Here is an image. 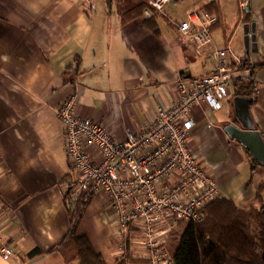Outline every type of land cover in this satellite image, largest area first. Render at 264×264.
Returning a JSON list of instances; mask_svg holds the SVG:
<instances>
[{
    "label": "crops",
    "instance_id": "0c3cea01",
    "mask_svg": "<svg viewBox=\"0 0 264 264\" xmlns=\"http://www.w3.org/2000/svg\"><path fill=\"white\" fill-rule=\"evenodd\" d=\"M163 9L154 12V32L145 13L123 24L120 0H0V240L16 254H0V264H66L58 248L71 231L74 208L67 207L61 181L79 174L69 168L66 130L57 117L61 102L77 94L76 116L125 142L128 131H142L160 106L176 102L182 74L216 70L213 49L200 56L178 34L190 12L218 16L213 46L231 51L228 63L235 57L260 67L250 109L264 133V0H170ZM234 98L232 83L222 109L202 104L192 111L189 145L221 198L245 211L259 209L264 166L224 131L235 120ZM111 204L95 193L78 233L116 264L128 247L116 235ZM35 249L43 255L30 259Z\"/></svg>",
    "mask_w": 264,
    "mask_h": 264
},
{
    "label": "built area",
    "instance_id": "2783aa9c",
    "mask_svg": "<svg viewBox=\"0 0 264 264\" xmlns=\"http://www.w3.org/2000/svg\"><path fill=\"white\" fill-rule=\"evenodd\" d=\"M169 1L151 0L145 16L162 13ZM217 18L207 11H194L178 25V34L196 54L213 49L216 70L201 77L182 74L176 102L169 108L160 106L142 131H128L125 142L98 122L76 116L77 94L68 96L57 109L66 130L70 171L79 174L76 181L71 177L61 181L67 207L76 206L80 192L108 196L116 235L127 248L136 244L131 230L142 234L149 264H173L166 246L175 225L202 223L206 208L221 198L217 182L197 165L189 145L196 125L192 111L202 104L222 109L232 83L248 74L240 70L241 60L232 57L235 61L228 63L229 49L214 48ZM0 254L4 259L16 256L3 240Z\"/></svg>",
    "mask_w": 264,
    "mask_h": 264
},
{
    "label": "trees",
    "instance_id": "16d2710c",
    "mask_svg": "<svg viewBox=\"0 0 264 264\" xmlns=\"http://www.w3.org/2000/svg\"><path fill=\"white\" fill-rule=\"evenodd\" d=\"M122 23L127 24L142 17L150 8L151 0H120ZM157 14L146 22L157 32ZM260 67L250 59L242 61L241 71L250 75L235 81V96L251 97L256 102L254 73ZM257 128V127H256ZM264 137V133H261ZM248 156L250 153L246 150ZM258 193L260 208L244 210L233 201L220 198L205 210L206 219L200 223H180L182 234L173 231L167 241L168 255L173 264H264V199ZM94 194L80 192L72 213V227L58 251L66 264H108L90 241L78 231L81 218ZM53 252V251H50ZM43 255L37 249L28 254L30 259ZM130 244L127 253L116 264H149L150 260L136 256Z\"/></svg>",
    "mask_w": 264,
    "mask_h": 264
},
{
    "label": "water",
    "instance_id": "95a60500",
    "mask_svg": "<svg viewBox=\"0 0 264 264\" xmlns=\"http://www.w3.org/2000/svg\"><path fill=\"white\" fill-rule=\"evenodd\" d=\"M250 11V7H248ZM235 120L229 121L224 131L231 139L238 141L249 153L253 161L264 166V137L253 122L251 113L253 99L245 96H235Z\"/></svg>",
    "mask_w": 264,
    "mask_h": 264
},
{
    "label": "rangeland",
    "instance_id": "374dc122",
    "mask_svg": "<svg viewBox=\"0 0 264 264\" xmlns=\"http://www.w3.org/2000/svg\"><path fill=\"white\" fill-rule=\"evenodd\" d=\"M173 229H174V231L176 232L177 235L180 236L182 234V230L180 229V226H178V225L176 226L175 225V228H173ZM134 238L136 240V242H135L136 244H135V248L133 247L132 249L135 250V253H137L136 256L148 259V257L145 256V254H146V247H145L146 243H144L145 239L143 238V235L138 232L137 234L136 233L134 234ZM166 252L168 253L167 247H166ZM168 257L170 258V256H168ZM74 264H76V263H74Z\"/></svg>",
    "mask_w": 264,
    "mask_h": 264
}]
</instances>
